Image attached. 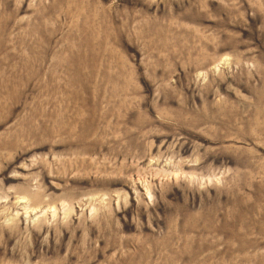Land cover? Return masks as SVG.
Returning a JSON list of instances; mask_svg holds the SVG:
<instances>
[{"label": "rangeland", "instance_id": "374dc122", "mask_svg": "<svg viewBox=\"0 0 264 264\" xmlns=\"http://www.w3.org/2000/svg\"><path fill=\"white\" fill-rule=\"evenodd\" d=\"M0 264H264V0H0Z\"/></svg>", "mask_w": 264, "mask_h": 264}, {"label": "bare ground", "instance_id": "6f19581e", "mask_svg": "<svg viewBox=\"0 0 264 264\" xmlns=\"http://www.w3.org/2000/svg\"><path fill=\"white\" fill-rule=\"evenodd\" d=\"M35 211V210H34Z\"/></svg>", "mask_w": 264, "mask_h": 264}]
</instances>
